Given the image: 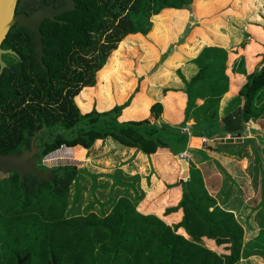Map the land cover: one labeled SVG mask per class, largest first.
Instances as JSON below:
<instances>
[{
	"label": "trees",
	"instance_id": "1",
	"mask_svg": "<svg viewBox=\"0 0 264 264\" xmlns=\"http://www.w3.org/2000/svg\"><path fill=\"white\" fill-rule=\"evenodd\" d=\"M75 1L76 10L67 14V23L41 24L45 66H40L35 59L29 71L38 74L25 77V150L42 128L45 130L36 136L34 145L40 156L54 159H58L64 148L88 153L92 145L93 150L98 143L96 140L110 138L147 157L154 155L160 182L143 199V196L132 199L125 193L114 201L104 216L89 214L64 218L69 188L77 180L79 170L74 166H61L53 171L51 181H42L39 185L34 177H26L25 213L30 219L29 230L58 233L61 264H238L253 256L264 259V184L262 201L255 208L262 215L260 231L252 241L243 244V229L233 213L217 206L194 166L189 168V177L184 180L187 171H180L175 156L186 149L189 136H241L245 125L264 112L255 108L264 90V41L261 43L263 49L254 53L261 59L246 74L236 96L222 113L221 128L217 120H207L205 114L189 134L183 131L186 110L195 88L207 84L213 91L216 90L214 83L220 90L227 85V52L215 46H203L189 60L195 72L188 79L176 70L183 85L181 90L164 89L162 92L164 98L179 94L185 99L180 121L169 124L160 103L150 107L146 119L120 121L131 98L120 106L115 104L103 111L93 107L83 113L75 101L79 92L83 88L94 89L96 74L107 78L115 72L111 67L114 62L119 65L120 53L130 48L125 42L129 38H142L152 45V58L156 60L157 45L162 43L154 36L158 26L154 19L187 12L188 20L196 22L193 7L196 0ZM165 28L166 25L163 30ZM189 32L186 26L177 42L169 46L154 73L166 68L169 57L181 51L179 47L188 45L184 39ZM250 38L245 31L238 48ZM25 39L29 43L32 41L31 37ZM113 51L108 64L107 58ZM169 116L165 113L167 119ZM20 120H23L22 115ZM249 141L244 138L240 143H231L228 140L231 146L217 149L238 154ZM190 144L199 146L200 141L192 139ZM254 154L260 161L255 150ZM114 178L117 180L116 176Z\"/></svg>",
	"mask_w": 264,
	"mask_h": 264
},
{
	"label": "rangeland",
	"instance_id": "2",
	"mask_svg": "<svg viewBox=\"0 0 264 264\" xmlns=\"http://www.w3.org/2000/svg\"><path fill=\"white\" fill-rule=\"evenodd\" d=\"M242 2H244V0H242ZM230 3L231 0H196L193 7L197 22L193 23L188 20L189 17L186 13L167 14L163 17L155 18L154 20L158 22V26H156L157 28L154 32V36L158 38V42L162 43V45H157L156 60L152 58V45L145 43L142 38H129L125 40L126 46H130V48H125V50L120 53V57L118 58L120 62L119 65H116L114 62V66L111 67V69H114L115 72L112 71L110 77L107 78L97 76L96 74L94 89L83 88L79 92L75 101L80 111L83 113L88 112L93 107L97 110H105L113 107L115 103L120 106L131 98L129 106L131 107V111L123 113V110L121 115L123 114L124 117H131L136 114L141 117L140 119H142V117L145 119L148 118L149 109L153 105L148 102L149 99H147L145 93L148 88L158 86L159 76H155L156 78L154 80L150 77L155 74L153 71L161 62L169 46L177 42L186 26L190 28V32L184 39L185 43H190L192 40L195 41L197 34L205 36L207 30H204V24L207 26H209V24H213V26L217 24L215 26L216 29H221V27H223L222 25L225 23V20L221 17L223 16L222 11L229 6ZM241 5L243 4L241 3ZM219 20H221V26L216 23ZM163 22L166 23L165 30H163L165 26ZM171 22L173 24H171ZM207 37L205 38L208 40L209 38ZM149 39L152 40L153 38L149 36ZM215 42L222 43V40ZM118 46L119 44L117 48ZM179 48L182 49L183 47ZM176 50L177 49L173 51ZM113 53L114 51L107 58L108 64L111 57H113ZM136 90L137 93L134 94ZM255 108L256 110L264 111V96L258 100ZM136 118L138 119V117ZM253 121L254 129L251 132H247V128H244L242 132V138H248L250 140L249 144L239 151L237 158L234 159L236 162L233 160V162L237 163V168H239L238 166L243 168L244 172L240 171V176L242 177L235 178V181L225 176V174L222 173L224 171L222 170L223 167L219 165L214 167L212 171H209V169L204 171L203 174L209 175L214 172H219L216 180L208 182L210 179H207L206 185L216 186V198L218 201L226 203V207L234 209L236 212V220L243 229V244H247L256 237L258 231H260V221L262 219L260 210H255V208L262 201L264 168L262 161H257L254 150L260 152L264 157V112ZM228 137L229 136H226L222 141L227 142L229 140ZM242 138L231 139V142H240ZM217 142L221 141L219 140ZM108 151L106 145L102 146V143L98 142L93 150L92 147L88 150V153L83 150L64 149L59 154L58 159H54L51 156H40L38 154L39 159L37 161V166L42 170L54 171L61 166H74L79 170L76 178L77 180L72 182L69 188L67 210L64 214V218H72L74 215L87 216L89 214L101 217L109 211V209L105 207L98 209L96 203L97 200H102V195L106 194V192H96V199L92 193L93 187L96 184H103L104 181L102 180L104 177L102 174H104L109 167L117 165V160L113 157L117 152L111 155L107 153ZM190 152L193 156L200 154L205 157L197 150H190ZM138 158L133 168L143 170V166L140 165V157ZM152 158L154 157L152 156ZM148 160L149 166L152 167V160H150L149 157ZM188 164L192 169L194 164L191 159ZM93 170L98 172L99 175L96 176L100 180H94L95 177L91 173ZM231 174L233 175L234 173ZM114 176H116V174H114ZM229 179L233 182V185L229 184ZM225 192L228 193L227 197L225 196ZM33 227L36 228V225ZM251 260L253 263L255 262V264L264 263V259L258 256H253ZM242 263L243 261H240L238 264Z\"/></svg>",
	"mask_w": 264,
	"mask_h": 264
},
{
	"label": "crops",
	"instance_id": "3",
	"mask_svg": "<svg viewBox=\"0 0 264 264\" xmlns=\"http://www.w3.org/2000/svg\"><path fill=\"white\" fill-rule=\"evenodd\" d=\"M241 3L243 5H241ZM227 7L222 11L223 16L221 17L223 20H225V23L224 25H222L223 27H221V29H216L215 26L217 24H215L214 26L213 24H209V26L204 24V30H207L205 36L197 34V38L195 41L192 40L190 43L187 42L188 45H184L181 51H179L181 55H179V53L173 54V56L169 57V59L167 60L165 64L166 68L162 67V69H159L155 74H153L152 77H150L152 78V80H154L156 78L155 76H159V79L158 86H152L153 88L150 87L146 90L145 94L147 95V99H149V101H147L152 105L160 103L163 106L164 119L169 124L173 121H180L183 118L182 112H184L183 108L185 106V99L179 94H169L166 98H164L162 94L163 90H181L183 88L182 82L177 77L176 70L179 69L184 78L188 79L191 74L195 72V67L192 64H188V62L189 60H191V58L195 57V55L201 50L203 46H215L226 50L227 59L225 61V74L228 80L227 85L225 86V88H221L223 90H220L217 84L214 83L213 86L216 89L213 90L214 92L207 84H200L195 88L192 99L189 102L188 108L186 110L187 119L185 121V133L187 134L190 133L192 126L197 124L205 114L207 120H211L213 118L217 120L219 128L222 127L221 116L225 107L228 105V102L236 96L237 91L241 84L244 82L245 76L249 72V70H251V68L257 63V61L261 59V56H258L254 53L260 52L263 49L261 43L264 41V0H244V2H242V0H233V2L230 3ZM216 23L220 24L221 26V20ZM245 31L251 38L244 44L242 48H238V46L243 42L242 40ZM205 37L209 39L207 40ZM218 40H222V43L215 42ZM262 96H264V90L261 94V97ZM209 100L211 101L210 104ZM126 111H131V107L124 109L123 113H125ZM167 112L170 114L169 119L165 117V113ZM136 117H138V119ZM140 118L141 117L137 116L136 114L131 117H124L122 114L119 120L138 121L145 119L143 117L142 119ZM253 123L254 121L252 120L250 121V124L247 123L245 125V128H247V132H251L254 129ZM226 136H229V140L242 138V134L241 136H238L236 138L228 134H224L223 136L214 135L212 138L189 136L186 144V149L189 151L193 149H201V151L199 152L205 157L201 156L200 154H198L197 156H193V154L191 152L190 153L191 161L193 162L194 167L199 170L202 176L205 189L207 190V192H209L210 195L215 198V201L219 208L233 213L234 217L236 218V212L234 211V209L226 207V203H222L216 198L217 187L214 185H206V180L210 179V181L208 182L215 181L219 172H214L213 174L209 175H203L204 171H207L208 169L209 171H212L214 167H217L219 165L220 167H223L222 170L224 171L222 173L225 174V176L234 179L235 181V178L242 177L240 176V171L244 172V170L243 168H241V166H238L239 168H237V163H235L236 161L234 160L235 158H237L238 154L231 155L227 152H223L217 149L219 147H227L229 145L231 146V143L238 142L233 141L229 144L228 141H222V139H224ZM192 139L200 141V145H191L190 143ZM243 139L244 138H242V140ZM208 140H211L214 143V146H207L206 144ZM219 140L221 142H217ZM96 142H101L102 146L106 145L107 149L109 150L107 153H110L111 155H114V153L117 152V154L113 156L117 160V165L109 167L107 171L102 174V176L104 177L102 180L104 181L103 184H96L93 187V191L91 190L94 194L95 199L96 192H106V194L102 195V200H97L96 202L98 205V209L101 207H105L106 209L110 210L114 201H116L120 197H124L125 193H128L130 198L132 199L140 198L141 196H143V199L147 195V193L152 192L158 186L160 177L158 176V171L156 169L154 158H152V156H149V158L153 162V168L149 166L148 157L143 155L141 152H135V149L133 148L121 146L110 138H107L104 141L96 140L95 143ZM78 148L83 149L81 147ZM138 156H140V165L143 166V170L133 168ZM233 160L235 162H233ZM187 165V176L184 178V180L189 177L190 167L189 164ZM117 170H120V172L117 173ZM180 171H182L181 165ZM91 173L94 175L95 181L100 180L96 176L99 175L98 172H95L93 170ZM231 173L234 174L232 175ZM114 174H116L117 180H115V176L113 177ZM134 177H138L137 180H139L137 181L136 179H133ZM229 184L233 185V182L230 179ZM225 196H228L227 192H225ZM142 199L138 201V203H140ZM252 258L253 257L241 260V262L243 261L242 264H255V262H252Z\"/></svg>",
	"mask_w": 264,
	"mask_h": 264
},
{
	"label": "flooded vegetation",
	"instance_id": "4",
	"mask_svg": "<svg viewBox=\"0 0 264 264\" xmlns=\"http://www.w3.org/2000/svg\"><path fill=\"white\" fill-rule=\"evenodd\" d=\"M70 5L72 9L60 15H53V20L46 18L41 21L39 32L42 36L40 31L42 23H67L65 20L67 14L76 10L75 0H17L14 15H28L44 7L57 9ZM28 37L32 39L30 43L25 39ZM34 43L33 33L24 27L16 26L15 23L0 42V155L2 156L18 153L19 157H22L25 154V77H35L38 74L29 71L30 63L35 59L40 66H44L37 58ZM36 168L42 170L38 166ZM29 176L31 175L25 173L21 176L9 167L5 169L0 167V264H61L58 233L29 230L30 219L25 213V179ZM34 178L37 180L36 177ZM39 218L44 221V218L40 216Z\"/></svg>",
	"mask_w": 264,
	"mask_h": 264
},
{
	"label": "water",
	"instance_id": "5",
	"mask_svg": "<svg viewBox=\"0 0 264 264\" xmlns=\"http://www.w3.org/2000/svg\"><path fill=\"white\" fill-rule=\"evenodd\" d=\"M17 0H0V42L5 38L11 26L15 25L18 27H24L30 30L34 35V45L37 49V58L41 65H44L42 62V56H44V44H42V36H40L39 25L42 20L46 18H50L53 20V15H60L61 13L72 9V6H61L57 9H53L52 7H44L37 10L32 11L28 15H14V10L16 6ZM42 128L34 135L30 140L29 149L25 150V154L22 157H19L18 153L10 154L7 156L0 155V167L4 169L9 167L10 169L18 172L21 176L25 173V175H31L37 178L38 185L41 184L42 181H51L52 180V171L48 170L45 172L44 170H38L36 168L37 161L39 159L38 149L34 145V141L37 135L41 133ZM238 137V136H232ZM207 146H214V143L211 140L207 141ZM258 154V158L263 163L264 168V157L260 152H256ZM179 163L181 165L182 173H184L188 163L184 159H179ZM187 176V172L185 174Z\"/></svg>",
	"mask_w": 264,
	"mask_h": 264
},
{
	"label": "built area",
	"instance_id": "6",
	"mask_svg": "<svg viewBox=\"0 0 264 264\" xmlns=\"http://www.w3.org/2000/svg\"><path fill=\"white\" fill-rule=\"evenodd\" d=\"M183 131L185 132L186 128H183ZM176 156H177L178 159H184L187 163L191 159V153L187 149H184V150L178 152Z\"/></svg>",
	"mask_w": 264,
	"mask_h": 264
}]
</instances>
